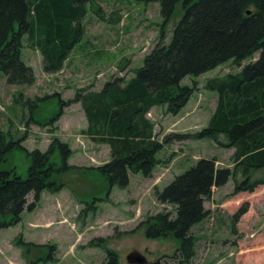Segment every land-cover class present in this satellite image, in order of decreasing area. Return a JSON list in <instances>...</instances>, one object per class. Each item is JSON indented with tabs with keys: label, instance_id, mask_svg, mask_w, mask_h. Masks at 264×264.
Segmentation results:
<instances>
[{
	"label": "rangeland",
	"instance_id": "rangeland-1",
	"mask_svg": "<svg viewBox=\"0 0 264 264\" xmlns=\"http://www.w3.org/2000/svg\"><path fill=\"white\" fill-rule=\"evenodd\" d=\"M86 10L83 37L59 72L46 74L40 51L26 43L22 59L33 69L35 84L9 85L0 72V130L20 144L8 153L0 170H15L26 179L31 165L28 153L47 152L54 143L71 151L66 161L69 171L58 177L65 187L45 191L34 211L25 210L19 224L0 232V264H108L110 254L118 257L119 264H131L128 257L133 253L146 264L158 260L163 264H264V183L253 193L236 194V186L248 179L243 167L235 164V150L227 147L225 136L165 144L153 175L131 174L130 185L121 189L97 171L111 161V151L84 133L88 122L81 104L66 105L52 121L61 102L67 104L78 92H100L114 78L131 79L158 45H169L183 16L178 6L163 27L160 5L140 0H94ZM258 57L244 60L241 67L229 61L199 77L185 78L182 86L197 88L188 105L177 115L168 113L167 106L155 107L148 115L156 139L163 142L171 134L193 136L202 131L216 108V94L208 90L207 82L237 74ZM62 153L58 148L54 156L59 164ZM212 158L234 175L227 185L213 189L205 204L208 217L193 228L190 255L181 257L175 239L150 240L141 227L158 213L172 211L157 201V191L200 159ZM256 181H264V169L250 172L249 182ZM242 209L246 213L236 220Z\"/></svg>",
	"mask_w": 264,
	"mask_h": 264
},
{
	"label": "trees",
	"instance_id": "trees-1",
	"mask_svg": "<svg viewBox=\"0 0 264 264\" xmlns=\"http://www.w3.org/2000/svg\"><path fill=\"white\" fill-rule=\"evenodd\" d=\"M93 1L0 0V72L7 83L35 84L33 69L22 59L24 43L40 51L46 74L59 72L83 37L81 22ZM140 1L160 5L163 27L182 7L183 16L169 45H158L131 79L114 78L100 92H78L67 104L61 102L52 121L63 114L66 105L81 104L88 122L84 133L111 151V161L97 171L121 189L128 188L131 174L153 175L165 144L190 137L216 141L223 135L227 147L235 150V164L243 167L248 179L236 186V194L253 193L264 183L249 182L251 171L264 169V0ZM256 54L258 59L239 73L207 82L208 90L216 94V108L207 127L193 136L177 133L163 142L156 139L155 124L148 115L159 106L179 114L197 91L195 85H181L185 78L199 77L229 61L241 67ZM17 146L19 141L7 139L0 130V166ZM58 148L63 152L60 164L54 157ZM70 155L66 145L54 143L47 152L28 153L31 165L26 179L15 170H0V232L19 224L25 210L34 211L45 191L65 187L58 177L69 171L66 161ZM217 162L216 158L200 159L155 193L157 201L172 211L160 212L142 225L146 238L171 237L179 243L177 254L190 255L193 228L208 217L205 204L213 189L224 187L234 175ZM246 211L242 209L236 220ZM108 264H119L118 257L110 254Z\"/></svg>",
	"mask_w": 264,
	"mask_h": 264
},
{
	"label": "water",
	"instance_id": "water-1",
	"mask_svg": "<svg viewBox=\"0 0 264 264\" xmlns=\"http://www.w3.org/2000/svg\"><path fill=\"white\" fill-rule=\"evenodd\" d=\"M131 264H146V260L139 254L133 253L128 257Z\"/></svg>",
	"mask_w": 264,
	"mask_h": 264
},
{
	"label": "crops",
	"instance_id": "crops-1",
	"mask_svg": "<svg viewBox=\"0 0 264 264\" xmlns=\"http://www.w3.org/2000/svg\"><path fill=\"white\" fill-rule=\"evenodd\" d=\"M214 111H215V109H214ZM214 111L212 112L211 116L213 115ZM211 116H210V118H211ZM210 118L208 119V122H209ZM208 122H207V125H208ZM205 127H207V126H205Z\"/></svg>",
	"mask_w": 264,
	"mask_h": 264
}]
</instances>
